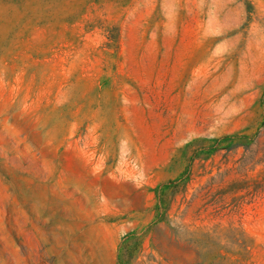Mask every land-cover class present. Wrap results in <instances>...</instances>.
I'll use <instances>...</instances> for the list:
<instances>
[{"label":"rangeland","instance_id":"1","mask_svg":"<svg viewBox=\"0 0 264 264\" xmlns=\"http://www.w3.org/2000/svg\"><path fill=\"white\" fill-rule=\"evenodd\" d=\"M0 264H264V0H0Z\"/></svg>","mask_w":264,"mask_h":264},{"label":"trees","instance_id":"2","mask_svg":"<svg viewBox=\"0 0 264 264\" xmlns=\"http://www.w3.org/2000/svg\"><path fill=\"white\" fill-rule=\"evenodd\" d=\"M130 235V234H129ZM129 235H127V237L125 239H128ZM126 241V240H125Z\"/></svg>","mask_w":264,"mask_h":264}]
</instances>
